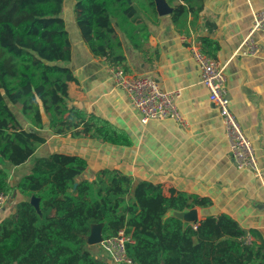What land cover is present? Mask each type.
Listing matches in <instances>:
<instances>
[{"label":"trees","instance_id":"16d2710c","mask_svg":"<svg viewBox=\"0 0 264 264\" xmlns=\"http://www.w3.org/2000/svg\"><path fill=\"white\" fill-rule=\"evenodd\" d=\"M170 21L189 35L204 11L205 0H166ZM68 0H0V195H20L15 213L0 222V264H113L88 249L94 225L103 239L123 230L132 264H264V241L229 215L203 217L184 228L170 210L206 207L210 200L162 184L100 170L93 180H79L88 169L76 155L54 153L35 158L17 184L8 167L26 164L46 139L48 127L59 136L90 137L131 146L123 129L70 105L64 66L72 57L71 34L63 17ZM80 37L91 54L112 69L127 70L122 38L145 57L150 53L148 23H157L154 0H71ZM202 51L217 59L219 43L198 38ZM20 105L32 128L25 129L12 110ZM39 199V209L31 199Z\"/></svg>","mask_w":264,"mask_h":264},{"label":"crops","instance_id":"0c3cea01","mask_svg":"<svg viewBox=\"0 0 264 264\" xmlns=\"http://www.w3.org/2000/svg\"><path fill=\"white\" fill-rule=\"evenodd\" d=\"M164 2L166 0H155ZM169 6V5H168ZM172 10V7H170ZM264 11V0H205L190 40L206 36L220 45L217 60L224 66L231 110L244 134L254 145L259 167L264 171V31L254 35L261 46L255 56L238 53L253 23V13ZM66 19L72 31V57L64 66L73 73L69 84L70 105L86 113L100 116L126 131L131 146L105 143L90 137L59 136L48 127L38 134L46 139L35 155L24 165L8 167V181L17 184L29 173L35 158L54 153L84 158L88 169L79 180L95 179L103 169L117 170L132 178L134 184L149 181L186 194H197L210 200L206 207H196L199 219L226 214L245 230L257 231L264 241V177L257 179L252 171L237 170L229 156V148L218 112L208 99V91L200 82L199 72L188 44L170 21V13L158 22L148 23L150 53L145 57L124 38L126 72L155 79L164 91H181L177 105L188 127L181 129L174 120H151L143 124L131 109L125 92L112 80L110 66L91 54L75 26L71 8ZM71 34V32H70ZM190 42V41H189ZM12 110L20 124L32 128L20 105ZM20 195L6 198L0 205V222L15 213ZM88 249L100 260H108L99 246Z\"/></svg>","mask_w":264,"mask_h":264},{"label":"built area","instance_id":"2783aa9c","mask_svg":"<svg viewBox=\"0 0 264 264\" xmlns=\"http://www.w3.org/2000/svg\"><path fill=\"white\" fill-rule=\"evenodd\" d=\"M261 31H264V11L254 12L252 26L238 53L244 57L259 54L261 46L255 41L254 35ZM181 41L188 44L199 72L200 82L208 91L209 103L219 114L234 167L239 171H252L257 179L263 181L264 171L259 167L253 142L244 134L231 110L224 66L217 59L205 54L199 41H191L187 35H183ZM110 73L114 85L125 92L129 106L139 114L143 124L151 120H174L181 129L185 130L188 127V122L181 115L177 105L181 91H164L155 79L134 75L123 69L110 68ZM6 198L7 196L0 195V205L6 202ZM133 243L131 236L121 230L116 237L103 239L100 247L111 263L132 264L126 247L127 244Z\"/></svg>","mask_w":264,"mask_h":264},{"label":"water","instance_id":"95a60500","mask_svg":"<svg viewBox=\"0 0 264 264\" xmlns=\"http://www.w3.org/2000/svg\"><path fill=\"white\" fill-rule=\"evenodd\" d=\"M156 11L160 16L167 15L172 12L169 6L166 5L164 2L155 1ZM32 205L37 209L38 213H40L39 209V199L36 197H32L31 199ZM174 217L179 219L183 223L184 228L188 227H197L200 223L199 214L197 208L186 209L183 211H176L170 210L166 213L165 218ZM102 224L94 225L91 228V233L88 238V244L91 246H100L101 242L103 241L102 236Z\"/></svg>","mask_w":264,"mask_h":264},{"label":"rangeland","instance_id":"374dc122","mask_svg":"<svg viewBox=\"0 0 264 264\" xmlns=\"http://www.w3.org/2000/svg\"><path fill=\"white\" fill-rule=\"evenodd\" d=\"M69 1L71 2V0H68V2H69ZM68 2H67V6H66V8H65V11H64V12H66V13H65V17H67V15L69 14L70 9H71V5H70ZM67 18H68V17H67ZM73 18H74V17H73ZM74 24H75V23H74ZM75 26H76V24H75ZM70 32H71V35H72L73 33H72L71 30H70Z\"/></svg>","mask_w":264,"mask_h":264}]
</instances>
